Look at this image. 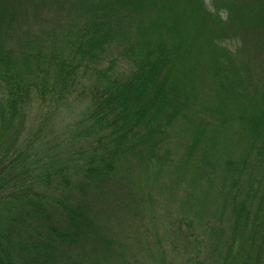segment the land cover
<instances>
[{
	"label": "rangeland",
	"instance_id": "1",
	"mask_svg": "<svg viewBox=\"0 0 264 264\" xmlns=\"http://www.w3.org/2000/svg\"><path fill=\"white\" fill-rule=\"evenodd\" d=\"M119 5L134 7L135 24L122 19ZM209 5L210 0H0V76L4 59L10 58L15 68L30 73L31 82L42 77L56 85L57 63L46 59L56 53L70 61L86 31L103 16L114 13L111 21L115 18L123 30L100 61L81 63L51 133L46 130L40 139L42 149L51 142L56 158L65 161L71 182L61 192L57 178L47 183L42 178L37 189L84 207L91 221L94 241L77 248L72 264H223L228 247L236 256L245 251L240 237L232 246L229 242L235 209L243 203L254 209L264 191V153L254 147L248 123L239 120L242 113L264 112V48L259 47L264 0H239L229 13ZM229 32L237 37L236 49L225 51L233 56L229 67L248 68L257 90L251 98L225 91L234 90L236 71L226 72L221 85L211 77L213 59L220 61L223 53L212 43ZM140 41L149 43L144 47ZM160 41L179 47L173 78L188 84L173 102L180 111L169 123L163 115L157 133L138 126L111 179L100 188L86 186L76 152L101 133L88 130V96L91 88L107 85L93 67L103 70L112 58L108 74L123 79L134 68L128 49L133 46L143 56ZM37 56L46 61L39 71ZM2 92L0 85V103ZM43 114L41 107L34 110L26 136H32ZM258 264H264V256Z\"/></svg>",
	"mask_w": 264,
	"mask_h": 264
},
{
	"label": "trees",
	"instance_id": "2",
	"mask_svg": "<svg viewBox=\"0 0 264 264\" xmlns=\"http://www.w3.org/2000/svg\"><path fill=\"white\" fill-rule=\"evenodd\" d=\"M238 5L239 0H210L209 6L216 12L229 13ZM128 6L117 9L122 10L121 17L128 25L130 21L135 24V9ZM110 15L115 16L111 13L91 25L70 61L64 62L56 53L46 59L57 63L56 85L48 83L44 76L45 80L40 77L38 82H31L28 71L15 68L10 58L3 61V77L0 76L3 89L0 103V264H72V254L77 248L83 249L94 241L91 221L84 207H71L64 199L53 200L49 194L37 189L43 183L42 178L46 183L52 181L53 176L57 178L55 181H61V192L71 182L69 171L62 166L65 161L62 157L56 158L51 142H45L43 149L39 144L41 138L44 140L46 130L51 133L52 119L72 93L81 63L96 64L108 50L106 48L113 47L123 33L121 23L115 18L112 22ZM231 15L234 17L235 13L231 12ZM141 43L146 47L149 42ZM212 47L223 48L220 61H215L216 57L211 65L213 80L221 85L226 72L234 74L236 71L234 90L226 87L225 91L230 95H244L246 99L251 98L252 93L256 94L248 68L239 66L233 71L236 65L229 67L233 56L225 51L231 53L236 49L237 37L233 33H223L213 41ZM259 47L264 48V43L261 42ZM128 51L131 53L128 60L134 68L123 79L108 74L115 62L112 58L103 70L93 67L98 79L107 81V85L103 89L91 88L88 96V130L101 133L76 152L86 186L100 188L111 179L116 160L135 139L131 138L138 126L147 132L156 128L157 133L162 129L159 121L163 115H167V123L174 120L181 106L173 102L180 92L188 89L184 78H173L179 58L177 45L170 48L160 41L143 56L136 53L133 46ZM36 58L35 71H39L40 63L46 61L41 56ZM40 107L44 111L43 117L36 123L32 136H26L28 119ZM239 120L248 123L254 147L264 153V112L242 113ZM250 196L251 192L247 199ZM245 206L243 203L234 211L229 242L232 246L240 237L245 251L236 256L232 247H228L223 264H258L264 256V191L254 209ZM253 249H256L255 255Z\"/></svg>",
	"mask_w": 264,
	"mask_h": 264
}]
</instances>
